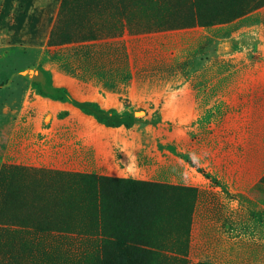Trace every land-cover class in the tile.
Returning <instances> with one entry per match:
<instances>
[{"label":"rangeland","instance_id":"374dc122","mask_svg":"<svg viewBox=\"0 0 264 264\" xmlns=\"http://www.w3.org/2000/svg\"><path fill=\"white\" fill-rule=\"evenodd\" d=\"M155 1L82 22L62 0L38 62L0 47V264H264V167H247L264 142V0H206L221 19L177 29ZM244 48L248 64L221 57ZM95 77L108 90L82 87Z\"/></svg>","mask_w":264,"mask_h":264},{"label":"crops","instance_id":"0c3cea01","mask_svg":"<svg viewBox=\"0 0 264 264\" xmlns=\"http://www.w3.org/2000/svg\"><path fill=\"white\" fill-rule=\"evenodd\" d=\"M61 2L62 0H1L0 47L8 48L10 51L9 55H12V53L15 51V45H18L19 43H27L29 47L26 52L28 62H38L42 58V55L46 49L49 35V32L47 33V31L53 27L57 19ZM97 33H99V31H96L95 34L97 37L95 39L99 38ZM252 40L255 42V46H252V50H255V53H258L260 58L264 61V37L260 36L258 33L257 38H252ZM98 42L99 40H93L92 43L99 44ZM5 44H7L6 47ZM206 51L208 53V50ZM248 51L249 49L244 48L243 51H238L224 56L221 55V57L233 58L234 62L237 63L238 66H242L248 64L250 61L251 54H249ZM215 53L217 54L221 52ZM210 54H212L211 51H209V55ZM7 72L8 71H4V69H0V76H4L3 74L7 75ZM100 81L101 80H99L98 77H95L91 80H88L87 82L82 81L81 84L83 88L87 86V89L89 90H108L100 83ZM134 81L131 86L127 87V94L129 96H132L133 94L137 95L139 93L136 83V73H134ZM258 85L259 86L252 90V92L259 90V95L258 97H255L253 94L251 96L252 100H255V98L258 99L260 97L264 98V81H261L258 83ZM177 93L178 96L185 94L189 97V102L195 104V91L189 88L187 84H183V86L177 90ZM251 138L255 140L254 136H251ZM256 141L257 142L253 141L250 145L254 150V157L252 156V158H254V162H248L249 164L246 163L247 167H264V142L259 140ZM256 163H259V165ZM250 173L251 174L248 173V177H254V179L257 178L256 172L252 171ZM262 175L263 174H261L260 177Z\"/></svg>","mask_w":264,"mask_h":264},{"label":"trees","instance_id":"16d2710c","mask_svg":"<svg viewBox=\"0 0 264 264\" xmlns=\"http://www.w3.org/2000/svg\"><path fill=\"white\" fill-rule=\"evenodd\" d=\"M127 0H114V5H116L120 17L124 18L125 14L127 12ZM132 1V0H130ZM148 3L156 7V3H154L155 0H147ZM163 1L162 7L159 5L161 4L160 2ZM156 2V1H155ZM173 0H158V6L157 7V20H160L163 23H168V19H166L167 14L173 13L176 16L173 18L175 23L171 22L169 23L168 27L162 26L161 25L159 28L164 29H173V28H188V27H193L196 25L203 26V27H211L215 25V22L221 18L215 14H211L206 12H202V8L200 5L204 4L206 0H177L175 6L173 7L172 3ZM98 3V4H97ZM100 4H105V6H109L112 8V3H110V0H64L62 7H61V15L65 17L67 16H77L80 17L82 22L87 20L88 17H90L94 12L97 13V7H99ZM98 6H97V5ZM96 5V7H95ZM181 8L180 14L176 13L173 8ZM234 17H237V14L234 16L227 17L226 19L230 20ZM217 19V20H216ZM165 21V22H164ZM97 36L96 34L92 31L89 36H87V39H95ZM58 40L61 43H68L72 41L71 36L67 33H62L58 36ZM207 120V119H206ZM206 120H201L200 123H204ZM9 169V168H8ZM7 168H3L0 173V177L3 176L4 172L8 171ZM0 186H2V182L0 180Z\"/></svg>","mask_w":264,"mask_h":264}]
</instances>
